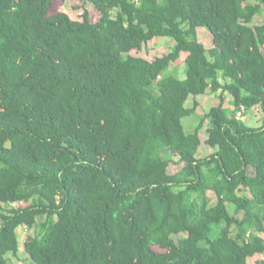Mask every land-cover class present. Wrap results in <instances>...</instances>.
<instances>
[{
    "label": "trees",
    "instance_id": "obj_1",
    "mask_svg": "<svg viewBox=\"0 0 264 264\" xmlns=\"http://www.w3.org/2000/svg\"><path fill=\"white\" fill-rule=\"evenodd\" d=\"M75 1L81 19L54 0H0V264L21 227H36L24 242L36 264L264 255V0ZM156 37L171 51L130 54ZM208 91L220 103L187 132L198 102H186ZM256 106L260 125L238 118ZM206 121L213 151L199 157Z\"/></svg>",
    "mask_w": 264,
    "mask_h": 264
},
{
    "label": "rangeland",
    "instance_id": "obj_2",
    "mask_svg": "<svg viewBox=\"0 0 264 264\" xmlns=\"http://www.w3.org/2000/svg\"><path fill=\"white\" fill-rule=\"evenodd\" d=\"M254 1V0H251ZM77 1L75 0H54V10L65 11L74 19H81L79 14V8H75L74 4ZM264 22V12L261 15H257L254 18L253 25H259ZM198 39L201 43L204 44L206 48L214 47L213 42V34L210 30L205 27H201L198 30ZM175 42L171 37H156L149 41L147 44L143 46L141 50H133L130 54L138 57H143L150 61L155 60L157 57L163 56L171 51L172 47L174 46ZM186 54L183 53L182 57L176 64L170 67V71L172 73H176L180 77H183L185 74V66H184V58ZM177 68H176V67ZM168 72L166 71L165 74ZM225 95L224 107L231 110L233 108V104L231 101V96L227 93ZM195 102H198V107L194 114L190 116H186L183 118V124L185 130L187 132H192L197 124L199 123L201 117L210 109L211 106L217 105L220 103V91L217 92H207L205 94L197 95V96H190L188 101L186 102L187 107H192ZM237 116L240 120L246 122L249 125H260L263 119V112L259 106L253 107L251 109H241L237 112ZM209 123L206 121L204 126L200 131L201 137V146L198 149V156L203 157L209 154L213 149L206 143L208 138L207 128ZM183 162L179 159L178 156L173 155L172 161L169 165V172L175 173L182 169ZM208 197L210 199V205L216 203V195L214 192L209 191ZM11 206H18L17 203H13ZM231 213H234V209L231 208ZM39 221V220H38ZM36 227H21L18 229V237L20 242V248L18 255L15 256L12 253H8L9 264H36L32 261L31 257L25 252L24 249V242L29 235H33L35 233ZM264 237V233L261 234ZM180 236V235H179ZM177 236V237H179ZM175 237V238H177ZM264 259V255L256 254L253 257H250L248 260V264H257L258 261Z\"/></svg>",
    "mask_w": 264,
    "mask_h": 264
}]
</instances>
